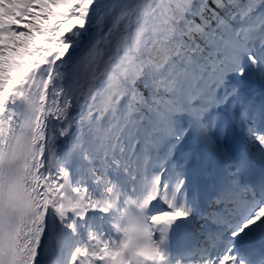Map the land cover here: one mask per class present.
Returning a JSON list of instances; mask_svg holds the SVG:
<instances>
[{
    "label": "snow or ice",
    "instance_id": "1",
    "mask_svg": "<svg viewBox=\"0 0 264 264\" xmlns=\"http://www.w3.org/2000/svg\"><path fill=\"white\" fill-rule=\"evenodd\" d=\"M0 264H264V0H0Z\"/></svg>",
    "mask_w": 264,
    "mask_h": 264
},
{
    "label": "bare ground",
    "instance_id": "2",
    "mask_svg": "<svg viewBox=\"0 0 264 264\" xmlns=\"http://www.w3.org/2000/svg\"><path fill=\"white\" fill-rule=\"evenodd\" d=\"M230 147L233 151L248 147L247 141L240 135L236 134V137L229 138Z\"/></svg>",
    "mask_w": 264,
    "mask_h": 264
}]
</instances>
